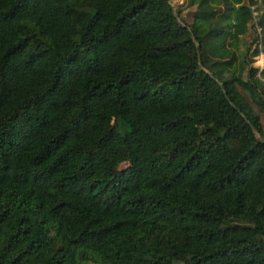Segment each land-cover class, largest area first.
I'll use <instances>...</instances> for the list:
<instances>
[{
    "label": "trees",
    "instance_id": "trees-1",
    "mask_svg": "<svg viewBox=\"0 0 264 264\" xmlns=\"http://www.w3.org/2000/svg\"><path fill=\"white\" fill-rule=\"evenodd\" d=\"M185 1L0 0V264H264V0Z\"/></svg>",
    "mask_w": 264,
    "mask_h": 264
},
{
    "label": "rangeland",
    "instance_id": "rangeland-1",
    "mask_svg": "<svg viewBox=\"0 0 264 264\" xmlns=\"http://www.w3.org/2000/svg\"><path fill=\"white\" fill-rule=\"evenodd\" d=\"M180 8H181L182 18H184V20L187 23H192L194 9H188L186 7L185 0H179V4L176 5V9H180ZM261 57L257 59V63L255 64L256 67L264 65V59H262Z\"/></svg>",
    "mask_w": 264,
    "mask_h": 264
},
{
    "label": "water",
    "instance_id": "water-1",
    "mask_svg": "<svg viewBox=\"0 0 264 264\" xmlns=\"http://www.w3.org/2000/svg\"><path fill=\"white\" fill-rule=\"evenodd\" d=\"M253 133L257 139L258 142L264 144V136H262L257 130L256 128L252 127Z\"/></svg>",
    "mask_w": 264,
    "mask_h": 264
},
{
    "label": "crops",
    "instance_id": "crops-1",
    "mask_svg": "<svg viewBox=\"0 0 264 264\" xmlns=\"http://www.w3.org/2000/svg\"><path fill=\"white\" fill-rule=\"evenodd\" d=\"M261 58L264 59V55H262ZM258 67H260V68H261V71L264 72V65H262V66H258Z\"/></svg>",
    "mask_w": 264,
    "mask_h": 264
},
{
    "label": "built area",
    "instance_id": "built-area-1",
    "mask_svg": "<svg viewBox=\"0 0 264 264\" xmlns=\"http://www.w3.org/2000/svg\"><path fill=\"white\" fill-rule=\"evenodd\" d=\"M255 15H257V13H255Z\"/></svg>",
    "mask_w": 264,
    "mask_h": 264
}]
</instances>
